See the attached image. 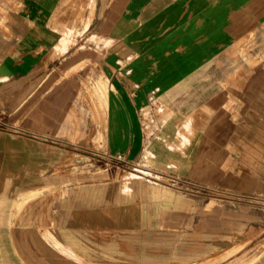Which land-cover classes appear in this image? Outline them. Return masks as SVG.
<instances>
[{
  "label": "crops",
  "instance_id": "obj_1",
  "mask_svg": "<svg viewBox=\"0 0 264 264\" xmlns=\"http://www.w3.org/2000/svg\"><path fill=\"white\" fill-rule=\"evenodd\" d=\"M65 1L0 0V264L221 263L264 230V0H96L74 32ZM38 140L231 200L116 170L45 239L17 223L61 156Z\"/></svg>",
  "mask_w": 264,
  "mask_h": 264
},
{
  "label": "rangeland",
  "instance_id": "obj_2",
  "mask_svg": "<svg viewBox=\"0 0 264 264\" xmlns=\"http://www.w3.org/2000/svg\"><path fill=\"white\" fill-rule=\"evenodd\" d=\"M95 4L96 0L65 1V7L71 11L70 20L73 32L77 28L78 30L88 28L89 19L88 22L84 19L83 11L86 7H90L88 8V16L92 15ZM38 142L46 146L48 153L61 156L59 158L56 156L53 169H50L48 173L44 172V175L48 174L54 179V183L40 185L35 193L23 199L18 205V213L20 214L17 216V223L25 225L29 229L38 228L45 239L50 237V233L47 232L48 227L52 230L57 224V214L56 211H53L57 210V202L59 199L66 197L71 190H78L86 184L104 181L106 175L112 174L116 170L123 179L137 178L155 183L150 177L143 176L140 172L135 171L134 167L130 166L128 168L126 165L119 164L116 168L104 153L98 152L92 147L88 149L81 148V150H78V148L70 149V151L62 152L58 151L57 146L52 143L40 140ZM62 153L64 156H62ZM131 164L133 165V163ZM140 167L139 171L153 175L142 169L146 167ZM154 174L159 179L163 176L157 171ZM53 196L55 199H53ZM217 199L221 200L220 198ZM218 264H264V230L258 232L256 236L248 237L243 243L229 251L226 257L222 258L221 263Z\"/></svg>",
  "mask_w": 264,
  "mask_h": 264
},
{
  "label": "built area",
  "instance_id": "obj_3",
  "mask_svg": "<svg viewBox=\"0 0 264 264\" xmlns=\"http://www.w3.org/2000/svg\"><path fill=\"white\" fill-rule=\"evenodd\" d=\"M108 160L114 165L117 166L119 164L122 165H126L128 168L134 167L135 171L140 172L141 174H143V176H147L150 177L151 179L154 180L155 183L164 185L166 187L175 189V190H179V191H183V192H188V193H193V194H197V195H202V196H206V197H215V198H220L221 200H226L230 198V194H228L227 192L221 190V189H212V188H207V187H202V186H198V185H194L188 182H185L175 176H168V175H164L159 178H156L154 175V173H156L153 170L147 169V168H142L145 171H148L150 173H152L153 175H148L147 173H144L143 171H139V169L141 168L138 165H130V163H128L127 161L123 160L121 157H111L106 155ZM161 174V173H160Z\"/></svg>",
  "mask_w": 264,
  "mask_h": 264
},
{
  "label": "bare ground",
  "instance_id": "obj_4",
  "mask_svg": "<svg viewBox=\"0 0 264 264\" xmlns=\"http://www.w3.org/2000/svg\"><path fill=\"white\" fill-rule=\"evenodd\" d=\"M161 1V0H160ZM127 118V117H126ZM128 119V118H127ZM35 166V165H34ZM155 187V186H154ZM157 189V188H156ZM166 189V188H165ZM5 191V190H4ZM17 191V190H16ZM160 191V190H159ZM10 192V191H9ZM13 192V191H12ZM14 193V192H13ZM157 193V192H156ZM7 194V193H6ZM16 194V193H15ZM116 194V193H115ZM12 195V194H11ZM161 195V194H160ZM7 196V195H6ZM182 196V195H179ZM137 206V205H136ZM136 208V207H135ZM138 208V207H137Z\"/></svg>",
  "mask_w": 264,
  "mask_h": 264
}]
</instances>
